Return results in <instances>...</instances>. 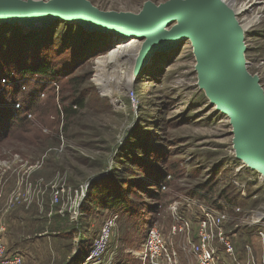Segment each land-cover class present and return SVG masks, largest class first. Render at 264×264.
I'll return each mask as SVG.
<instances>
[{"label":"rangeland","instance_id":"1","mask_svg":"<svg viewBox=\"0 0 264 264\" xmlns=\"http://www.w3.org/2000/svg\"><path fill=\"white\" fill-rule=\"evenodd\" d=\"M88 1L103 12L139 14L147 3L159 6L169 0ZM227 2L233 10L250 8L246 14L236 16L242 28L256 18L243 33L245 58L248 73L259 79L264 94V0ZM15 27L0 25V36L8 30L7 43L13 47L4 55L9 57L5 61L14 60L18 48H22L19 53H26L25 58L35 60L40 43H43L40 59L53 58L54 65L60 66L67 62L70 65L67 59L71 56L76 61L62 82L63 88L55 85L54 90L43 87L37 90L45 93L52 90L49 96L41 97L42 102L55 97L54 110L44 118L47 124L40 125L39 116L28 113L31 133L16 137L6 134L0 140L1 162H10L18 155L29 159L31 165H39L31 181L39 184L35 200L43 208L37 202L29 209L18 205L11 208L8 219L0 220V225L9 224L11 248L25 256L26 264H82L83 248L91 245L101 222L111 215L118 222L117 237L101 264H142L140 253L148 229L156 227L171 241L168 236L171 207L187 199L196 200V207L182 208L181 212L194 222L198 207L203 204L226 207L227 232L241 240L250 235L252 244L258 245L254 255H260L262 244L258 236L264 234V184H260L258 172L235 158L230 119L211 104L206 90L200 87L191 41L183 42L173 51L153 55L139 75L136 72L130 90L122 85L140 61L117 57V63L106 64L107 72H102L103 84L110 89V94L104 95L95 81L97 61L116 48L120 37L90 33L79 24L67 22L43 30L24 31L19 26L22 31H16ZM4 73L0 74L3 87L9 84ZM120 76L123 78L119 83ZM73 78L83 82L79 93L85 97V106L66 122L62 111L75 92L67 86ZM20 84L19 89L12 87V90L21 103L33 90V84L26 80ZM7 116L4 120H9ZM39 131L43 138L40 142L34 139V133ZM7 158L10 159L6 161ZM7 174L13 176L11 172ZM3 181L13 185L17 180L12 184L6 175ZM58 182L88 186L80 208L84 216L76 222L60 215L59 208L51 205L50 186ZM102 187L123 194L129 209L108 213L92 203V191ZM5 203L2 197L0 210Z\"/></svg>","mask_w":264,"mask_h":264},{"label":"water","instance_id":"2","mask_svg":"<svg viewBox=\"0 0 264 264\" xmlns=\"http://www.w3.org/2000/svg\"><path fill=\"white\" fill-rule=\"evenodd\" d=\"M58 22L79 24L90 33L137 37L143 41L142 63L191 41L199 85L230 119L235 158L264 177V94L259 79L247 71L242 27L223 0L147 3L139 14L103 12L88 0H0V24L26 31Z\"/></svg>","mask_w":264,"mask_h":264},{"label":"built area","instance_id":"3","mask_svg":"<svg viewBox=\"0 0 264 264\" xmlns=\"http://www.w3.org/2000/svg\"><path fill=\"white\" fill-rule=\"evenodd\" d=\"M19 109L20 104L17 103L13 107V111ZM12 161L15 166L8 165ZM29 161V159L20 158L18 155H14L10 162L0 161V200L3 197L6 201V211L8 212L12 207L18 205L29 209L36 202L43 208L39 200H35L39 184L34 185L31 181V177L34 172H37L39 165H31ZM24 167L27 168L25 171L22 170ZM8 172H11L17 180L14 185H7L3 181V177ZM259 182L264 184L263 176H260ZM50 187L52 191L51 205L59 208L60 215H66L74 222L84 216L80 208L87 197V185L75 187L65 182H58L53 183ZM165 188L163 186L161 190L163 191ZM195 201L187 199L172 205L168 229L171 241L167 240L166 233L163 234L156 227L148 229L147 239L140 253L142 264H264L263 233H259L258 236L261 238L262 244L260 255L256 257L252 245L246 244L244 249L247 260L242 263L237 258L238 249L234 243V237L226 230V225L229 222L227 208L224 206L212 208L203 204L198 207L197 220L194 222L190 217L185 216L181 209L196 207ZM69 204L70 206H68ZM0 220L5 221V218L1 216ZM117 231L116 216L111 215L103 219L94 243L91 244L88 252L81 254L82 264L103 263L102 261L117 237ZM184 255L186 258L183 257ZM0 264H26L25 256L11 248L9 224L7 223L0 225Z\"/></svg>","mask_w":264,"mask_h":264},{"label":"trees","instance_id":"4","mask_svg":"<svg viewBox=\"0 0 264 264\" xmlns=\"http://www.w3.org/2000/svg\"><path fill=\"white\" fill-rule=\"evenodd\" d=\"M8 28L10 29V27ZM15 28H17L15 29L16 31H22L19 26ZM8 35L9 31L7 30L6 33L1 34L0 36V39H2V41L0 42V74L6 71L3 75L7 77V82L9 83L8 86L5 87L0 85V140L1 138L3 139L6 134L16 137L31 133L30 126L32 122L28 120V113L34 112L35 114H37L39 116L38 123H40V125L47 124V120H45L44 118L49 116V112H52L54 110L55 97L47 98L42 102L41 97L43 95L46 96V94L52 92V90L49 89L46 93L37 90L39 87L51 88L54 90L55 85H60L61 88H63L62 82L64 81V78L69 76V72H71L72 68L71 65L74 66L76 63V61L72 60V56L70 58L68 57L67 59L70 61V65H68L69 62H67V65H65L64 63V65L61 66L58 64L54 65L53 58L40 59V57L38 56L40 50L43 49V43L38 44V48H36L35 50V60H31V58H25L26 53L22 51L19 53L22 48H18L17 57L13 58L14 60L9 59L11 60V62L5 61V59L9 57H5L4 55L13 50V47H11L9 43H7ZM4 43H6V45L3 46ZM65 45L67 46L69 44ZM66 46H63V48H65ZM70 48L73 49V45L70 46ZM46 49L48 50V48ZM65 60L66 59H64L63 62H65ZM22 80H26V82H32L33 90L30 91L28 97L22 100L20 103V101H17L18 94L14 93L12 87H17L19 89L21 87L20 82ZM82 83L83 82L80 81L79 78H73L67 82V86L74 88L75 92L71 93L70 97H68L69 103L64 105V110L62 111L63 115L65 116L64 120L66 122L76 116L78 114V111L83 109L85 106V97L80 95L79 93ZM10 91L13 92H11V94L9 95ZM61 91L63 93V89H61ZM77 94H79V96ZM49 95L50 94H48L47 96ZM61 102L65 104L64 99H61ZM17 103L20 104V109L17 111H13V107ZM5 113L9 114V120L7 119L8 121L4 120V118H8V114ZM34 136V139L36 141H43L40 131L39 133H34ZM162 187L163 186H161V188ZM92 197L93 199L91 200V202L96 203L95 205L101 208L102 211H106L108 213H119L123 210L127 211L129 209V204L125 196L123 194H117L110 187H102L98 188L97 190H93ZM97 215L99 216V214ZM94 240L95 237L93 238L92 243H94ZM90 246L91 245H86L83 248V253H85L86 251L88 252Z\"/></svg>","mask_w":264,"mask_h":264},{"label":"bare ground","instance_id":"5","mask_svg":"<svg viewBox=\"0 0 264 264\" xmlns=\"http://www.w3.org/2000/svg\"><path fill=\"white\" fill-rule=\"evenodd\" d=\"M232 10L233 8L229 5L230 2H227V0H223ZM250 10L249 7H241L238 10H233L234 14L237 16L238 14L243 15L246 14L248 11ZM256 21L255 19H251L244 28H242L243 32L246 31V29H248L251 25H253ZM2 25V24H0ZM27 30V29H26ZM168 31V29H165L164 32ZM117 37H120V41L119 44L116 45V48L104 59H100L97 61V72H96V84L98 85V87L100 88L102 94L106 95V94H110V89L107 88L106 85L103 84L102 81V72L104 71V68L106 67V64H111V63H117V57H121L125 58V57H129V58H135L136 60L139 59V65L136 68V71L133 72L129 77H125V82L122 85L124 89L126 90H130L132 88V83L135 79V74L136 72L140 69L142 70L143 67H145L144 65L147 62H141L142 60V51H143V43H141L142 41H140L137 37H121L118 36L116 34H114ZM133 68V69H135ZM106 71V70H105ZM104 71V72H105ZM107 72V71H106ZM109 73V72H108ZM106 75V74H105ZM122 75V74H120ZM132 77V78H131ZM123 78V76H120L119 78V83L122 81L121 79ZM217 107V106H216ZM248 164V163H246Z\"/></svg>","mask_w":264,"mask_h":264},{"label":"crops","instance_id":"6","mask_svg":"<svg viewBox=\"0 0 264 264\" xmlns=\"http://www.w3.org/2000/svg\"><path fill=\"white\" fill-rule=\"evenodd\" d=\"M8 159H10V158H7V159H5L6 161L8 160ZM8 165H11V166H15V163L12 161L11 162V164H8ZM7 176H8V178H9V181L12 179V184L15 182L14 181V179H15V177L14 176H11L10 174L8 175L7 174ZM261 176V175H260ZM14 185V184H13ZM9 215H10V212H8V211H6V205H4L3 204V207H2V209L0 210V217L2 216V217H6L7 219H8V217H9ZM238 239L239 240H241L239 237H234L233 238V240H234V243L236 244V247H237V249H238V252H237V258L239 259V261L240 262H245L246 260H247V255H246V253H245V249H244V246L246 245V244H251V245H253L252 247H253V249L255 250V252H258V245H256V243L255 244H252V240H251V238H250V235H247L246 234V236L244 235V239L243 240H241L240 242L238 241ZM259 246H260V244H259ZM260 248V247H259Z\"/></svg>","mask_w":264,"mask_h":264}]
</instances>
